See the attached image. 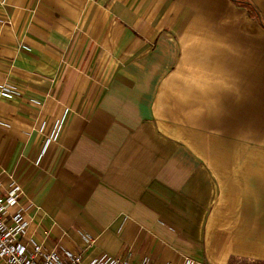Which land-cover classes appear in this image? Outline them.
Segmentation results:
<instances>
[{"label": "crops", "instance_id": "0c3cea01", "mask_svg": "<svg viewBox=\"0 0 264 264\" xmlns=\"http://www.w3.org/2000/svg\"><path fill=\"white\" fill-rule=\"evenodd\" d=\"M4 84L24 242L264 264V0H0Z\"/></svg>", "mask_w": 264, "mask_h": 264}, {"label": "built area", "instance_id": "2783aa9c", "mask_svg": "<svg viewBox=\"0 0 264 264\" xmlns=\"http://www.w3.org/2000/svg\"><path fill=\"white\" fill-rule=\"evenodd\" d=\"M21 90L12 84L0 85V99H19ZM50 139L46 140V144ZM32 205L23 197L21 186L14 180H2L0 172V264H153L144 258L132 263L124 257L100 254L85 261L80 255L65 249L48 248L24 242L29 225L28 213ZM93 245L94 240L86 235ZM185 264H193L186 261Z\"/></svg>", "mask_w": 264, "mask_h": 264}, {"label": "rangeland", "instance_id": "374dc122", "mask_svg": "<svg viewBox=\"0 0 264 264\" xmlns=\"http://www.w3.org/2000/svg\"><path fill=\"white\" fill-rule=\"evenodd\" d=\"M232 264H235V263H232Z\"/></svg>", "mask_w": 264, "mask_h": 264}]
</instances>
